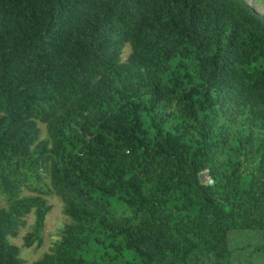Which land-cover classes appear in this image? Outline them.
Listing matches in <instances>:
<instances>
[{
    "label": "trees",
    "instance_id": "1",
    "mask_svg": "<svg viewBox=\"0 0 264 264\" xmlns=\"http://www.w3.org/2000/svg\"><path fill=\"white\" fill-rule=\"evenodd\" d=\"M49 195L67 220L28 264H264V16L0 0V264Z\"/></svg>",
    "mask_w": 264,
    "mask_h": 264
},
{
    "label": "rangeland",
    "instance_id": "2",
    "mask_svg": "<svg viewBox=\"0 0 264 264\" xmlns=\"http://www.w3.org/2000/svg\"><path fill=\"white\" fill-rule=\"evenodd\" d=\"M250 7H252L259 14L264 16V0H245ZM129 48L124 45L121 52V59L123 60L128 53ZM41 134L44 133L42 124H39ZM208 183L210 181H207ZM46 201L50 205V210L44 218V225L41 231V243L36 246L34 243L29 247H22V235L31 230L33 216L31 214L25 217V224L19 229L18 234L14 238H9L10 242L18 247V255L23 260L24 264H28L32 260L38 258L41 253L45 252L48 247L52 245L59 237V230L66 222V217L62 213L61 203L54 195L46 196ZM3 203L0 201V206Z\"/></svg>",
    "mask_w": 264,
    "mask_h": 264
},
{
    "label": "water",
    "instance_id": "3",
    "mask_svg": "<svg viewBox=\"0 0 264 264\" xmlns=\"http://www.w3.org/2000/svg\"><path fill=\"white\" fill-rule=\"evenodd\" d=\"M207 175H208V173L205 172V173H203V174H200L199 177H200V178H203L204 176H207Z\"/></svg>",
    "mask_w": 264,
    "mask_h": 264
}]
</instances>
